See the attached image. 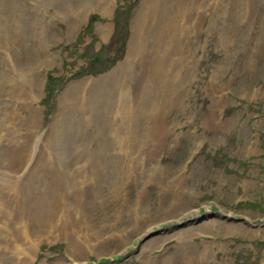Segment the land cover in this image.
Segmentation results:
<instances>
[{"label":"rangeland","instance_id":"rangeland-1","mask_svg":"<svg viewBox=\"0 0 264 264\" xmlns=\"http://www.w3.org/2000/svg\"><path fill=\"white\" fill-rule=\"evenodd\" d=\"M0 137V264H264V0H0Z\"/></svg>","mask_w":264,"mask_h":264},{"label":"bare ground","instance_id":"bare-ground-1","mask_svg":"<svg viewBox=\"0 0 264 264\" xmlns=\"http://www.w3.org/2000/svg\"><path fill=\"white\" fill-rule=\"evenodd\" d=\"M107 7V6H106ZM109 8V7H108ZM106 9V8H105ZM42 84V83H41ZM37 86V85H36ZM35 86V87H36ZM23 87V86H22ZM16 88V87H15ZM20 88V87H19ZM22 90V89H21ZM20 90V91H21ZM20 94V93H19ZM17 96V95H16ZM21 96H22V94H21ZM18 97H19V95H18ZM18 100H20V98L18 99ZM8 102V101H7ZM8 105V104H7ZM8 112V111H7ZM7 120V119H6ZM9 130V129H8ZM13 132V131H12ZM8 133V132H7ZM7 133H6V135H7ZM3 134H4V132H3ZM4 136V135H3ZM10 137H11V135H10ZM1 138V137H0ZM9 138V137H8ZM2 139H4V138H2ZM10 139V138H9ZM5 140V139H4ZM14 140V139H13Z\"/></svg>","mask_w":264,"mask_h":264}]
</instances>
